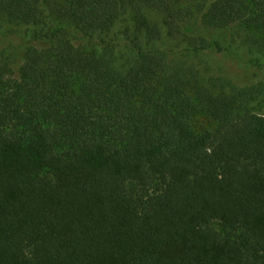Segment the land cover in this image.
Listing matches in <instances>:
<instances>
[{
  "label": "trees",
  "instance_id": "16d2710c",
  "mask_svg": "<svg viewBox=\"0 0 264 264\" xmlns=\"http://www.w3.org/2000/svg\"><path fill=\"white\" fill-rule=\"evenodd\" d=\"M236 29L264 0H0V264H264V79L193 62Z\"/></svg>",
  "mask_w": 264,
  "mask_h": 264
},
{
  "label": "rangeland",
  "instance_id": "374dc122",
  "mask_svg": "<svg viewBox=\"0 0 264 264\" xmlns=\"http://www.w3.org/2000/svg\"><path fill=\"white\" fill-rule=\"evenodd\" d=\"M242 33L240 29L216 32L215 39L226 43L232 55L211 51L195 59L194 64L209 76L223 77L241 88L261 82L264 79V49H259L254 43H246ZM25 44L20 34L0 33V61L11 55L19 65L20 49Z\"/></svg>",
  "mask_w": 264,
  "mask_h": 264
}]
</instances>
